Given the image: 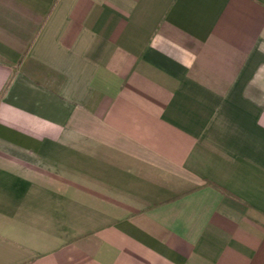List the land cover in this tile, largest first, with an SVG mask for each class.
I'll return each instance as SVG.
<instances>
[{"label":"crops","instance_id":"1","mask_svg":"<svg viewBox=\"0 0 264 264\" xmlns=\"http://www.w3.org/2000/svg\"><path fill=\"white\" fill-rule=\"evenodd\" d=\"M0 264H264V0H0Z\"/></svg>","mask_w":264,"mask_h":264}]
</instances>
